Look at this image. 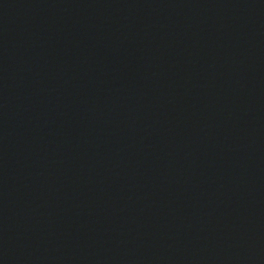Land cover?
I'll return each mask as SVG.
<instances>
[{"label":"water","instance_id":"water-1","mask_svg":"<svg viewBox=\"0 0 264 264\" xmlns=\"http://www.w3.org/2000/svg\"><path fill=\"white\" fill-rule=\"evenodd\" d=\"M0 264H264V0H0Z\"/></svg>","mask_w":264,"mask_h":264}]
</instances>
